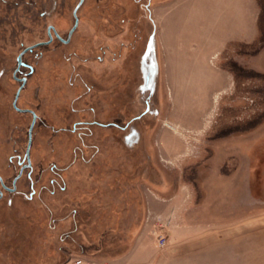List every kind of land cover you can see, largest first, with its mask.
Instances as JSON below:
<instances>
[{
	"label": "rangeland",
	"instance_id": "1",
	"mask_svg": "<svg viewBox=\"0 0 264 264\" xmlns=\"http://www.w3.org/2000/svg\"><path fill=\"white\" fill-rule=\"evenodd\" d=\"M258 2L253 43L212 53L198 37L195 9L184 25V0H84L68 44L54 39L24 56L33 68L16 106L32 109L38 121L31 167L16 193L0 199V264H164L153 226L148 242L134 245L146 213L140 191L161 199L184 192V142L201 144L195 157L219 159L224 172L231 159L252 161L254 196L264 199V0ZM78 3L0 0V178L8 186L31 121L13 108L15 78L27 71L15 72V58L46 40L48 25L66 38ZM150 56L154 80L144 66ZM213 78L215 85H206ZM163 143L177 148L161 149ZM156 215L149 222L158 227ZM131 253L138 256L117 261Z\"/></svg>",
	"mask_w": 264,
	"mask_h": 264
},
{
	"label": "crops",
	"instance_id": "2",
	"mask_svg": "<svg viewBox=\"0 0 264 264\" xmlns=\"http://www.w3.org/2000/svg\"><path fill=\"white\" fill-rule=\"evenodd\" d=\"M259 5L258 0H184V25L195 9L198 37H206L214 47L211 52L218 53L231 43H253ZM215 82L208 79L206 85ZM175 148L170 143L161 147ZM194 148L200 151L202 146L184 142V192L177 188L161 199L140 191L146 194V213L134 245L143 247L149 240L147 229L153 226L157 239H165L164 264H264V199L254 196L252 161L231 159L232 169L224 172L219 159L200 161ZM151 214L163 215L154 217L161 226L149 222ZM131 256L138 253L117 261Z\"/></svg>",
	"mask_w": 264,
	"mask_h": 264
},
{
	"label": "flooded vegetation",
	"instance_id": "3",
	"mask_svg": "<svg viewBox=\"0 0 264 264\" xmlns=\"http://www.w3.org/2000/svg\"><path fill=\"white\" fill-rule=\"evenodd\" d=\"M84 0H82L83 2ZM80 2V0H79ZM82 2L75 7V11H74V23L71 27V29L73 28V26L75 25V28L72 32L71 29L69 30L68 32V35L66 38H62L59 33H57L56 31V28L52 25H48L46 27V40L44 41H39V42H36L30 46H26L24 47L19 53L18 55L16 56L15 60H16V68H15V72L18 73L19 70L21 68H24L26 69L27 71H25L23 73V77L22 78H15L16 81H19L20 82V86L19 88L17 89V97H16V94H15V100L13 102V108L19 112V113H23V114H29L31 116V121L28 125V128H27V145H26V150H25V153L23 155V158H21L22 160L19 161V171L17 172L16 176L11 180L10 182V185H6L3 180L0 178V199L3 197V194L6 193V194H10V195H13L16 193V182L17 180L22 176L24 170H29V168L31 167V161H30V158H29V151H30V146H31V139H32V130H33V127L35 126V124L37 123L38 121V117L36 116L35 112L32 110V109H29V108H24V109H20L16 106V103H17V99L19 98V95L21 93V91H23L25 85H26V81H27V76L30 75L32 73V66L28 63H26L24 61V56L28 53H31L33 52L34 50H37V49H42L44 47H47V46H50L54 39L59 41L60 43L66 45L68 44L69 40H70V37L72 35V33L76 30L77 26H78V18H77V15H76V11L78 10L79 6L82 4ZM39 54H37L36 56V59H41L42 57V53L41 52H38ZM150 59H151V64L148 63V61L144 62V66L145 67H149L150 65V68L149 70H152V74L149 73V77L152 78L154 80V72L155 69H156V63L154 62L152 56H150ZM144 74V73H143ZM15 103V104H14ZM42 124L44 125V122H42ZM102 128H107L108 125H100ZM75 127V126H74ZM131 136L134 137V140L129 142L130 145L134 144L135 143V136H136V131H133L131 133ZM8 204H10V201L8 200L7 201Z\"/></svg>",
	"mask_w": 264,
	"mask_h": 264
},
{
	"label": "built area",
	"instance_id": "4",
	"mask_svg": "<svg viewBox=\"0 0 264 264\" xmlns=\"http://www.w3.org/2000/svg\"><path fill=\"white\" fill-rule=\"evenodd\" d=\"M157 240H158L157 243L159 247H163L165 245V239L163 237H158Z\"/></svg>",
	"mask_w": 264,
	"mask_h": 264
},
{
	"label": "water",
	"instance_id": "5",
	"mask_svg": "<svg viewBox=\"0 0 264 264\" xmlns=\"http://www.w3.org/2000/svg\"><path fill=\"white\" fill-rule=\"evenodd\" d=\"M81 2H82V0H80L79 4H80ZM74 28H75V25L73 26V28L71 29L70 32H72V31L74 30ZM17 94H18V92H17ZM17 94H16V97H17Z\"/></svg>",
	"mask_w": 264,
	"mask_h": 264
}]
</instances>
